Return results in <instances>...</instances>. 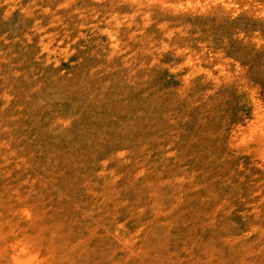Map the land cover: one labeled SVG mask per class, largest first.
Segmentation results:
<instances>
[{
    "label": "rangeland",
    "instance_id": "1",
    "mask_svg": "<svg viewBox=\"0 0 264 264\" xmlns=\"http://www.w3.org/2000/svg\"><path fill=\"white\" fill-rule=\"evenodd\" d=\"M0 264H264V0H0Z\"/></svg>",
    "mask_w": 264,
    "mask_h": 264
}]
</instances>
